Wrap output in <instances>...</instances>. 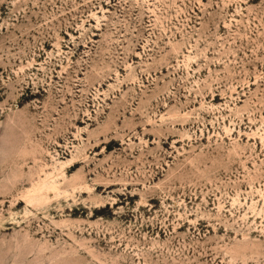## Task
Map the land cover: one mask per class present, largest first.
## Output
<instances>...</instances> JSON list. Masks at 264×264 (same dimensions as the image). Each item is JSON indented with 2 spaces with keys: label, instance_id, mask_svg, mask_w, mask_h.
I'll return each mask as SVG.
<instances>
[{
  "label": "rangeland",
  "instance_id": "rangeland-1",
  "mask_svg": "<svg viewBox=\"0 0 264 264\" xmlns=\"http://www.w3.org/2000/svg\"><path fill=\"white\" fill-rule=\"evenodd\" d=\"M0 264H264V0H0Z\"/></svg>",
  "mask_w": 264,
  "mask_h": 264
}]
</instances>
